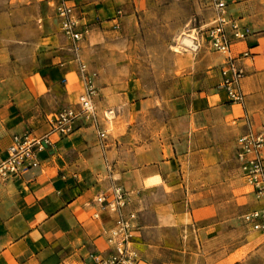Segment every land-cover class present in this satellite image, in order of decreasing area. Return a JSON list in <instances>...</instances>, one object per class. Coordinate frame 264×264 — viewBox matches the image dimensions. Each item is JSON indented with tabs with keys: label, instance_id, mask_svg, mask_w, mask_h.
Instances as JSON below:
<instances>
[{
	"label": "crops",
	"instance_id": "crops-1",
	"mask_svg": "<svg viewBox=\"0 0 264 264\" xmlns=\"http://www.w3.org/2000/svg\"><path fill=\"white\" fill-rule=\"evenodd\" d=\"M74 1L83 21L90 24L131 0ZM224 1L231 13V6L253 0ZM11 31L21 35L26 28ZM249 31L244 40L232 42L230 55L245 71L243 78H256L264 74V34ZM31 33L22 43L8 45L6 54L0 52L1 159L14 135L42 136L49 119L74 104L82 92V56L71 55L72 48L59 53V48L44 44L54 35L44 28L35 27ZM258 88L254 85L237 101L220 84L213 93H198L191 107L216 111L229 122L245 120L250 130L264 128L263 119L247 122ZM97 91L98 125L77 121L70 135L44 145L36 165L20 175L0 177V264H93V256L109 255L107 233L115 214L107 203L116 188L131 201L123 211L137 214L132 238L135 264H264V240H259L264 233L251 235L244 219L235 225L233 205L228 214L227 204L223 212L207 197L197 199L212 196L219 183L228 190L232 178L210 171L196 176L203 186L196 181L188 184L184 173L173 170L176 163L162 140L113 137L97 104L108 103L104 97L108 87ZM252 109L264 115L259 102ZM171 195L177 197L171 200ZM99 196L105 201L99 202ZM154 196L159 198L156 203ZM143 215L150 219L144 221ZM173 229L177 238L170 234Z\"/></svg>",
	"mask_w": 264,
	"mask_h": 264
},
{
	"label": "rangeland",
	"instance_id": "rangeland-1",
	"mask_svg": "<svg viewBox=\"0 0 264 264\" xmlns=\"http://www.w3.org/2000/svg\"><path fill=\"white\" fill-rule=\"evenodd\" d=\"M47 1L0 0V52L6 54L8 45L32 37L35 27L54 33L44 44L59 48V53L72 48L71 55L80 54L88 72L94 73L97 90L108 87L104 96L108 103L97 100V104L102 117L107 116L103 123L113 137L139 142L162 140L176 163L173 170L184 173L188 184H201L196 176L210 171L231 177L228 190L219 183L212 196L197 199L207 197L223 212L228 205V214L233 205L235 225L236 220L243 219L241 213L264 207V198L256 199L234 157L240 134L252 131L264 139V128L250 130L245 120L229 122L216 111L191 107L198 93L205 96L219 88L228 55L207 45L205 31L215 16L214 0L128 1L124 8L111 9L101 15L102 20L90 23L78 47L58 32ZM230 9L239 24L264 34V0ZM18 26L26 28L24 34L12 33L11 29ZM185 36L193 38L195 47L183 45ZM254 85L259 87V95L250 100L247 122L252 118L264 120V115L258 116L252 109L258 102L264 108V74L241 76L239 90L243 96ZM262 152L264 155V143ZM176 197L171 195L170 199ZM158 199L154 196V203ZM141 200L144 205L146 197ZM149 219L143 215L144 221ZM249 230L251 235L261 234L251 226ZM170 234L177 238L176 229ZM259 240H264V234Z\"/></svg>",
	"mask_w": 264,
	"mask_h": 264
},
{
	"label": "built area",
	"instance_id": "built-area-1",
	"mask_svg": "<svg viewBox=\"0 0 264 264\" xmlns=\"http://www.w3.org/2000/svg\"><path fill=\"white\" fill-rule=\"evenodd\" d=\"M47 3L53 11L58 32L77 47L89 25L83 21L84 16L79 5L74 0H48ZM214 4L215 16L205 31L207 45L213 51L228 54L222 68L221 86L231 100L239 101L242 96L239 82L243 69L236 65L235 58L230 55V47L233 41L244 40L250 31L247 26L238 23L224 0H214ZM79 70L83 86L76 102L58 110L49 119V129L42 136L31 133L14 135L6 148V156L0 158V177L17 176L28 167L36 165L37 154L44 145H50L54 139L70 135L77 121H90L98 125L95 103L98 91L93 80L94 73L88 72L83 63H80ZM104 118L107 119L106 114ZM99 136L104 137V132L99 131ZM263 143L262 135L252 131L236 138L234 157L242 178L252 186L256 199L264 198ZM97 200L102 203L105 198L99 196ZM128 204L127 195L120 188H116L112 201L107 203L115 214L114 226L107 233V242L112 252L107 256H93V264H135L137 255L132 249V238L137 226L136 212L123 211ZM243 219L253 230L264 233V207L246 213Z\"/></svg>",
	"mask_w": 264,
	"mask_h": 264
},
{
	"label": "bare ground",
	"instance_id": "bare-ground-1",
	"mask_svg": "<svg viewBox=\"0 0 264 264\" xmlns=\"http://www.w3.org/2000/svg\"><path fill=\"white\" fill-rule=\"evenodd\" d=\"M193 41H194L193 38H191L190 36H185L182 39L183 45L188 46V47H195L194 44H193Z\"/></svg>",
	"mask_w": 264,
	"mask_h": 264
}]
</instances>
